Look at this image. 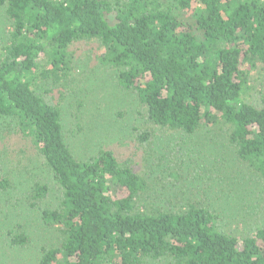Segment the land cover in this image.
<instances>
[{
	"label": "trees",
	"instance_id": "trees-1",
	"mask_svg": "<svg viewBox=\"0 0 264 264\" xmlns=\"http://www.w3.org/2000/svg\"><path fill=\"white\" fill-rule=\"evenodd\" d=\"M0 10V135L42 168L22 202L58 239L36 264H264V0H0ZM83 51L131 96L137 122L123 150L79 158L68 140L85 133L72 87ZM201 134L222 136L258 184L240 232L224 200L252 191L223 186L226 172L186 146ZM4 163L0 264H15L32 241L14 221L18 178Z\"/></svg>",
	"mask_w": 264,
	"mask_h": 264
},
{
	"label": "rangeland",
	"instance_id": "rangeland-1",
	"mask_svg": "<svg viewBox=\"0 0 264 264\" xmlns=\"http://www.w3.org/2000/svg\"><path fill=\"white\" fill-rule=\"evenodd\" d=\"M7 28L8 23L2 10H0L1 39L4 37ZM77 56L80 58V62L76 75L73 78L72 87L80 99L86 103L87 118L85 133H81L77 137L73 135L69 136L68 141H70L73 153L79 158H84L94 155L101 146L113 147L121 151L131 142L133 138L131 128L137 122L132 98L118 89L111 71L94 64V57L90 51L79 52ZM120 113L121 115H119ZM215 136H217V139H212V142H209L211 136L201 134L199 137L188 139L189 144H186V146L190 149L192 146H197L198 151L202 155L201 157L205 160L204 164L208 163L209 166H213L210 167L212 169L218 166L221 171L226 172L227 177L222 181L223 186L236 188L249 187L250 191H252L251 197L242 194L243 198L240 199L237 193H235L237 197L233 193H230L227 195V197H231L230 201L222 199L224 200V205L228 208H232L231 205L236 204L237 211L234 215L230 216V222L234 224V229L240 232L242 231L241 228L246 227L245 224H241L238 221L239 214L243 208L245 213H247L249 207H252L253 201L258 196L259 187L253 175L246 169L236 166L232 155L228 152L226 140L220 135L213 134L212 137ZM22 148L25 147L21 146L18 141H15L9 135H0V160L2 155L5 159V168L8 171H13L18 178L15 184L17 189L12 193V196L16 197L18 194L21 201L16 204L18 206L14 208L12 215L14 216V221L21 223L27 229L32 241L31 246L29 244L30 249L24 250L22 254L23 258L19 262L16 261L15 264H36L42 247L46 244L58 246V239L57 234L45 228L41 222V215H38L39 212L28 209L22 202L23 196L26 193L25 183H28L29 180L35 177H44L43 170L38 165L39 163L31 162L29 157L20 153ZM184 150L188 154V157H195V153L198 152L193 150L190 154L187 151V147ZM19 171H21L22 175ZM207 174L213 176L212 173ZM245 177H248L249 180L243 182ZM199 182L203 186V181L200 180ZM242 182L243 184L239 185ZM210 183H213V181ZM222 200L219 202L221 203Z\"/></svg>",
	"mask_w": 264,
	"mask_h": 264
}]
</instances>
